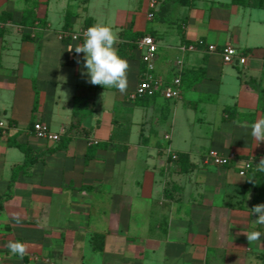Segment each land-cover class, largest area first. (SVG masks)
<instances>
[{
    "label": "crops",
    "instance_id": "crops-1",
    "mask_svg": "<svg viewBox=\"0 0 264 264\" xmlns=\"http://www.w3.org/2000/svg\"><path fill=\"white\" fill-rule=\"evenodd\" d=\"M151 1L0 0V264H264L252 212L264 203V142L250 127L264 117L254 84L264 88V0ZM96 24L118 35L123 93L82 75L74 48ZM145 35L158 43L153 71ZM199 39L234 44L248 61L182 49ZM150 73L181 76L180 97L132 98ZM37 121L60 139L37 137ZM13 141L36 156L15 178L26 155ZM211 149L237 159L216 165ZM253 230L261 237L250 243L243 233ZM10 240L27 245L23 259Z\"/></svg>",
    "mask_w": 264,
    "mask_h": 264
},
{
    "label": "clouds",
    "instance_id": "clouds-1",
    "mask_svg": "<svg viewBox=\"0 0 264 264\" xmlns=\"http://www.w3.org/2000/svg\"><path fill=\"white\" fill-rule=\"evenodd\" d=\"M118 35L105 25L96 24L89 27L84 33V42L77 45L74 50L77 54L84 53L83 67L92 85H100L105 89L115 88L121 93L127 89V69L128 63L122 59L115 48L118 42ZM69 49L68 51H72ZM104 95V93L102 94ZM251 136L256 141V145L264 142V117L258 118L251 125ZM258 170L264 171V159L257 165ZM252 212L256 215L255 223L264 225V203L257 204L252 208ZM248 241L254 242L260 239L259 231L244 232ZM5 247L14 256L20 259L26 255L27 245L19 240H10Z\"/></svg>",
    "mask_w": 264,
    "mask_h": 264
},
{
    "label": "built area",
    "instance_id": "built-area-1",
    "mask_svg": "<svg viewBox=\"0 0 264 264\" xmlns=\"http://www.w3.org/2000/svg\"><path fill=\"white\" fill-rule=\"evenodd\" d=\"M157 4V0L151 1V7L154 8ZM149 16H153V13H150ZM86 32L83 31L82 35ZM72 37L77 39L79 34L73 33L71 31H63L60 33L62 39L66 37ZM140 46L143 48L142 59L147 64L148 68L153 71L155 69V58L158 51V43L152 35H145L140 40ZM198 46H205L206 49L210 52L218 51L221 54V57L225 63L244 65L248 61V53L242 51L234 44L228 43L224 46L218 48L215 44H208L203 39H199L197 43L189 44L188 46H183L182 49L194 50ZM179 64L182 63V60L178 61ZM181 76H176L171 82H167L161 77H157L153 74L147 75L143 78L136 89L131 93L132 98L140 96H155L158 93H162L164 97L175 99L179 98L181 95ZM6 123L3 120H0V127H6ZM33 132L37 137L44 138L50 141H58L60 139V133L53 131L50 125L44 121H37L33 124ZM237 159L234 152H230L225 155L218 152L215 149H211L208 152L207 160L216 165H227L232 160ZM255 164L254 157H248L242 159V164L240 165L239 174L242 176L247 175V173L253 168Z\"/></svg>",
    "mask_w": 264,
    "mask_h": 264
},
{
    "label": "trees",
    "instance_id": "trees-1",
    "mask_svg": "<svg viewBox=\"0 0 264 264\" xmlns=\"http://www.w3.org/2000/svg\"><path fill=\"white\" fill-rule=\"evenodd\" d=\"M29 17H30V12L27 11L25 12V15H24V18H23V24H28L29 23ZM258 92H259V95H260V104H261V107L264 109V88L258 84V83H254ZM36 102H38V98L36 99ZM11 144L19 147L26 155V160L23 164L21 165H18L16 168H15V171H14V175H13V178L16 177V173L17 171H20L24 168H27L28 166H30L34 161H35V158L36 156L33 154V151L32 149L27 146V145H24V144H20V143H17V142H11ZM63 145L62 144H59L58 146H56L55 148L53 149H50V151H54L56 150L57 148H62ZM259 173L263 174L264 176V171H260L259 170ZM4 197H1L0 198V204L2 202Z\"/></svg>",
    "mask_w": 264,
    "mask_h": 264
}]
</instances>
